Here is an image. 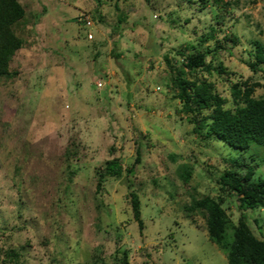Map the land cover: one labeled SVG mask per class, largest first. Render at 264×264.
<instances>
[{
    "label": "rangeland",
    "instance_id": "1",
    "mask_svg": "<svg viewBox=\"0 0 264 264\" xmlns=\"http://www.w3.org/2000/svg\"><path fill=\"white\" fill-rule=\"evenodd\" d=\"M19 1L26 15L16 30L25 45L11 62L17 75L0 80V246L22 248L24 264H113L124 249L131 264H229L205 217L186 205L221 193L218 178L230 165L223 158L264 179V144L240 151L195 135L166 86L163 56L198 45L212 25L230 28L238 42L211 55L233 72L213 76L218 91L230 98L232 82L264 84V72L247 64L252 41L264 44V0H236L231 13L214 0L203 9L186 0ZM84 13L91 24L79 18ZM114 158L135 163V172L108 177L99 189L98 170ZM185 164L188 182L180 175ZM224 205L237 223V196ZM245 213L264 239V208Z\"/></svg>",
    "mask_w": 264,
    "mask_h": 264
},
{
    "label": "trees",
    "instance_id": "2",
    "mask_svg": "<svg viewBox=\"0 0 264 264\" xmlns=\"http://www.w3.org/2000/svg\"><path fill=\"white\" fill-rule=\"evenodd\" d=\"M186 1L191 4L198 2L201 9L211 3V0ZM214 1L229 8L228 13L235 8L234 4H238L236 0ZM117 8H120L118 4ZM97 14L101 17L100 9ZM25 15V7L19 0H0V80H8L17 75L11 69V62L16 52L25 45L24 38L16 30ZM85 16L86 13L79 18L83 17L87 24L90 20H86ZM123 16H119L117 29L124 20ZM223 21L218 20V23L222 24ZM209 29L211 32L203 34L198 45L188 43L163 56L169 73L166 86L180 100L181 110L193 124L192 131L195 135L208 142L213 139L221 140L234 149L246 151L253 142L264 144V94L255 95L257 87H264V84L258 80L252 81L251 78L240 79L231 83L230 98L222 95L213 76L233 72H229L222 61L215 63L211 55L222 48H229L223 42L232 40L236 44L239 37L230 28L228 32L223 27L213 25ZM220 32L225 33L223 41L217 37ZM210 39L215 40L214 47L208 44ZM252 44L254 51L248 50L251 58L247 60V64L254 72H264V44L258 39H254ZM67 154V159L70 160L72 151L68 150ZM223 159L230 161V165L225 167L218 178L221 193L217 197L209 194L194 196L191 204L186 205V210L191 213L200 212L205 217L209 238L225 252L229 264H264V239L253 232L245 213L247 209L264 208V179L254 181L252 167L244 171L239 163ZM137 160H141L140 151ZM134 172L135 163L124 167L119 158L108 160L98 170V188L101 189L108 177H121L124 173L131 175ZM180 175L188 182L192 176V167L183 165ZM233 195L237 196L239 208L243 211L237 223L224 205L226 196ZM130 197L134 218L143 228L141 198L135 190L130 192ZM21 249H4L0 246V264H24ZM129 253V249H124L113 264H131ZM89 264L99 263L96 261Z\"/></svg>",
    "mask_w": 264,
    "mask_h": 264
},
{
    "label": "built area",
    "instance_id": "3",
    "mask_svg": "<svg viewBox=\"0 0 264 264\" xmlns=\"http://www.w3.org/2000/svg\"><path fill=\"white\" fill-rule=\"evenodd\" d=\"M88 24H91V21H88ZM97 85H98L99 87H101V86H103V83H102L101 81H99V82L97 83Z\"/></svg>",
    "mask_w": 264,
    "mask_h": 264
}]
</instances>
